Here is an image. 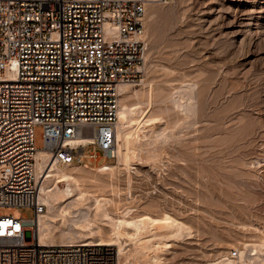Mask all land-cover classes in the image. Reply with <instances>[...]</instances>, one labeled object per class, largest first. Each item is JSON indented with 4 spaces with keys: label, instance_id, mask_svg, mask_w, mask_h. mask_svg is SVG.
Instances as JSON below:
<instances>
[{
    "label": "rangeland",
    "instance_id": "1",
    "mask_svg": "<svg viewBox=\"0 0 264 264\" xmlns=\"http://www.w3.org/2000/svg\"><path fill=\"white\" fill-rule=\"evenodd\" d=\"M152 10L145 62L132 89L143 80L168 90L188 87L181 91L190 90L197 109L189 120L167 101L174 105L167 103L169 120L183 122L149 151L155 154L132 159L130 183L122 172L114 189L87 188L114 199V214L127 207L144 212L148 200L158 203L152 214L167 211L187 222L192 235L172 242L163 254L168 264L237 258L243 242L248 253L264 235V0H170ZM35 132V145L43 148V126ZM116 162L102 152L89 165ZM0 213L35 215L31 206L0 207Z\"/></svg>",
    "mask_w": 264,
    "mask_h": 264
},
{
    "label": "built area",
    "instance_id": "2",
    "mask_svg": "<svg viewBox=\"0 0 264 264\" xmlns=\"http://www.w3.org/2000/svg\"><path fill=\"white\" fill-rule=\"evenodd\" d=\"M169 1L0 0V207L35 211L31 218L0 213V264H114L111 245H44L36 237L46 205L35 127L43 126V148L61 163L114 156L118 85L139 80L146 11ZM81 135L95 141L71 145Z\"/></svg>",
    "mask_w": 264,
    "mask_h": 264
},
{
    "label": "bare ground",
    "instance_id": "3",
    "mask_svg": "<svg viewBox=\"0 0 264 264\" xmlns=\"http://www.w3.org/2000/svg\"><path fill=\"white\" fill-rule=\"evenodd\" d=\"M156 3L161 4L154 2L151 5L156 6ZM154 5L146 11L147 21L144 18V29L141 33L143 39L148 32V19L156 14V10H152ZM132 85L133 82L127 81L118 85L120 95L115 121L116 141L113 146L116 163L67 164L54 160L47 149L37 150L35 173L40 188V200L46 205L44 212L38 215L36 237L40 243L114 245L118 264H168L164 261L163 254L170 249L172 242L182 241L192 235L191 226L182 218L167 211H163L161 215L152 214L149 208L156 202L147 200L146 210L141 213H133L134 208L127 207L121 211L116 208L114 214V206L110 208L114 199L91 192L87 188L88 185L99 186L101 190L107 186L113 188L116 185L115 179L122 172L128 182L132 180V159L140 158L145 152L152 153L149 152L151 149L155 151L154 146L171 136L173 125L183 122L182 118L181 122L179 118V122L176 118V122L170 118L174 123L170 122L167 101L176 104L184 117H190L189 113L192 114L197 109L194 108L195 103L191 102L194 97L190 90L181 91H185L186 87L181 90L172 87L168 90L167 87L155 85L150 80H143L141 88L132 89ZM171 104L169 108L174 107ZM94 141V136L81 135L71 139L70 143L73 146L86 147ZM61 182H65L66 187H62ZM243 243L246 249L239 247L240 254L237 258L223 255L205 264H264V257H261L264 253V235L261 236L260 243H253L251 252H246L248 243ZM107 259L116 264L114 254Z\"/></svg>",
    "mask_w": 264,
    "mask_h": 264
}]
</instances>
